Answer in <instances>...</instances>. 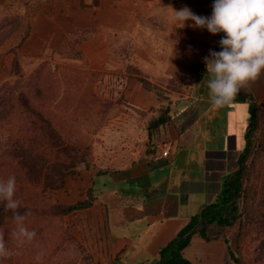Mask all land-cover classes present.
<instances>
[{
  "label": "crops",
  "instance_id": "obj_1",
  "mask_svg": "<svg viewBox=\"0 0 264 264\" xmlns=\"http://www.w3.org/2000/svg\"><path fill=\"white\" fill-rule=\"evenodd\" d=\"M199 1L192 4L194 14L210 17L214 0ZM167 2L0 0V85L12 78L14 56L25 72L44 59L57 70V63L75 58L63 50L73 44L91 70H102L124 45L116 43L117 31L126 30L124 40L135 49L134 66L147 82L171 78L182 83L169 88L165 82L151 93L133 78L126 92L133 106L149 109L136 119L153 142L169 143V154L154 164L143 146H133L124 162L68 175L54 200L70 205L89 195L90 204L65 214L64 222L97 247L94 256L105 264H157L176 234L189 226L192 234L181 253L191 264H235L229 254L230 226L212 222L201 227L202 216L223 203L226 178L238 170L252 123L251 107L262 112L256 122L264 119V73L231 104L218 108L210 103L206 58L217 43L215 52L222 50L224 34L189 27L191 22L178 28L169 16L177 4ZM4 17L21 21L8 40Z\"/></svg>",
  "mask_w": 264,
  "mask_h": 264
},
{
  "label": "trees",
  "instance_id": "obj_2",
  "mask_svg": "<svg viewBox=\"0 0 264 264\" xmlns=\"http://www.w3.org/2000/svg\"><path fill=\"white\" fill-rule=\"evenodd\" d=\"M2 20L5 29L9 28L12 32L21 25L17 17H4ZM52 75L54 71L43 63L28 75L16 71V79L4 81L0 85V181L15 176L14 198L20 201L19 212L23 214L31 210L32 213L26 216L24 225L37 233L31 243L17 247L12 235L16 228L13 213L6 211L0 203V232L4 233L7 244L16 245L17 254L19 253L18 264H75L77 253H65L68 244L74 239L64 233L60 223L65 214L90 204L89 195L84 201L70 205L59 203L53 198L55 191L63 186L68 175L78 173L82 166L87 165L76 152L79 150L77 125L62 121L59 113L67 107L66 103H50V107H47V85H50L46 82ZM54 82L56 94H60L59 97L64 99V89L60 90L57 78H54ZM143 84L149 83L144 81ZM251 113L252 123L248 130L247 147L240 159L238 170L226 178L222 191L223 203L214 204L213 211L203 214L204 222L201 227H208L212 222L220 227H228L233 226L236 221H241L239 198L245 192V200L249 195L248 191L254 188L251 183L248 187L244 184L247 171H250L245 162L253 153V135L259 126L256 121L258 115L262 114L255 107H251ZM262 116L264 118V114ZM262 122L264 123V119ZM192 228L193 226L184 227L176 234L175 239L167 246L168 252L162 254L157 264H191L181 252L189 243ZM53 230L55 238L50 236V231ZM229 254L235 264H244L237 252L230 249ZM38 255L42 261L36 259ZM89 261L90 258L85 256L78 264H86Z\"/></svg>",
  "mask_w": 264,
  "mask_h": 264
},
{
  "label": "rangeland",
  "instance_id": "obj_3",
  "mask_svg": "<svg viewBox=\"0 0 264 264\" xmlns=\"http://www.w3.org/2000/svg\"><path fill=\"white\" fill-rule=\"evenodd\" d=\"M167 1L168 4H177L176 10L188 7L193 13L196 8L192 4L197 5L200 3L199 0ZM199 10L201 12V5H199ZM142 14H144V12H142ZM169 16H174V13H169ZM189 23L190 21L185 22V25ZM4 31L5 38L8 40V36L18 30L12 32L7 28L4 29ZM117 32L121 34L122 37L117 34L118 36H115L116 43L118 41H123L124 45L119 48L117 56L115 55L116 60L114 62L107 60L102 70L93 71L89 68V61L80 55L77 44L69 45L63 49L67 52L68 57L75 58H73V60H64L57 63L56 65L59 69H51L50 59L42 60L37 66L40 67V65L46 63L50 70L54 71V75H52V77L49 76L46 82V84L50 85V87L47 85L49 90L47 107H50V103L52 105L55 103L62 105V103L65 102L67 107L61 110L62 112H59L63 118L62 121L65 120L68 123H74L78 127L76 137L79 150L76 152L85 160L84 163L87 165V167L82 166L81 171L100 169L101 167H106L108 163L115 165L121 161L124 162L126 159L125 155L135 150L133 146H143L145 150H147V145L152 140L149 138L148 131L143 124L138 123L137 119L142 113H146L149 109H141L139 108L140 106L137 105L133 106L126 94L127 88L133 78H137L138 82L141 84L140 87H150V90H152L150 91L151 93H157L159 87H163L165 82V85L169 88L182 85V83L181 85L180 83L177 85L176 81L171 78L165 79V81L161 83L158 81L152 84L147 82L143 73L134 66L135 57L133 53L135 49L132 48V43L127 45L128 40H124L127 36L126 30H119ZM124 33L126 35H124ZM76 39L79 41L78 37L74 40ZM19 44L16 46L18 47ZM12 50L17 52L14 48ZM109 51L111 52V47ZM14 60H16V65ZM135 62L137 63L138 61L136 60ZM110 66L112 68H110ZM16 71L23 75H28L33 70L31 72L23 71L18 65L16 55L12 60V78L5 81L16 79ZM137 72L139 75H136ZM54 78H57L59 85H62L60 90L64 89V99L59 97L60 94H56L55 87H53L55 84ZM142 80L149 84L144 85V81ZM74 87L76 88L75 90ZM246 90L247 88L242 89L239 94ZM163 91H166V94L171 93L167 90ZM134 119L137 121L136 123ZM132 127L134 128L133 130ZM253 138L254 150L252 155L245 162L246 167L251 173L247 171L248 174H246L244 178V184L248 187V184L251 183L254 188L248 191L249 195L245 200L244 194L246 193L244 192L241 194L239 198L242 215L241 221H236L233 226H230L228 238L231 249L241 256L244 264H264L263 122L259 123V126L254 131ZM249 178H252V180ZM246 206H248L247 210ZM60 224L64 233L72 236L74 239L73 242L68 244V249H65V253L67 255V251L77 253V261H75V264L81 263L85 256L90 258V261L86 262V264H105L94 256V249L97 247L93 244H88L85 236L83 238L82 236L76 235V231L71 230L65 224L64 217H62ZM54 231L55 230L50 231L51 238H55ZM6 246L13 252V255L0 262V264H18L19 253L17 254L16 245L6 243ZM95 254L97 255L98 253L95 252ZM50 260H52L51 257ZM39 261L42 260L39 259ZM42 264H49V262H43Z\"/></svg>",
  "mask_w": 264,
  "mask_h": 264
},
{
  "label": "clouds",
  "instance_id": "obj_4",
  "mask_svg": "<svg viewBox=\"0 0 264 264\" xmlns=\"http://www.w3.org/2000/svg\"><path fill=\"white\" fill-rule=\"evenodd\" d=\"M171 9L178 28L190 21L189 27L206 29L212 35L224 34L219 41L222 50L210 51V58H206L210 103L218 108L231 104L242 89L250 88L264 73V0H214L210 17L198 16L188 7ZM15 192V176L0 181V203L13 213L16 228L12 235L17 247H21L31 243L37 233L25 227L24 220L32 213L19 212ZM12 255L0 232V262Z\"/></svg>",
  "mask_w": 264,
  "mask_h": 264
},
{
  "label": "built area",
  "instance_id": "obj_5",
  "mask_svg": "<svg viewBox=\"0 0 264 264\" xmlns=\"http://www.w3.org/2000/svg\"><path fill=\"white\" fill-rule=\"evenodd\" d=\"M169 143L166 141L155 143L150 141L147 145L148 159L151 163L158 164L169 154Z\"/></svg>",
  "mask_w": 264,
  "mask_h": 264
},
{
  "label": "water",
  "instance_id": "obj_6",
  "mask_svg": "<svg viewBox=\"0 0 264 264\" xmlns=\"http://www.w3.org/2000/svg\"><path fill=\"white\" fill-rule=\"evenodd\" d=\"M217 46H218V43L216 44V46H215V48H214V52L216 51V49H217ZM232 202V201H231Z\"/></svg>",
  "mask_w": 264,
  "mask_h": 264
}]
</instances>
